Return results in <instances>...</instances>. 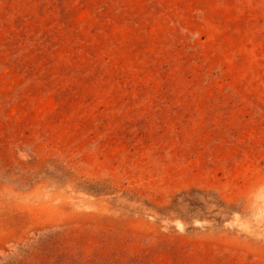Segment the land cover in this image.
<instances>
[{
	"label": "rangeland",
	"instance_id": "rangeland-1",
	"mask_svg": "<svg viewBox=\"0 0 264 264\" xmlns=\"http://www.w3.org/2000/svg\"><path fill=\"white\" fill-rule=\"evenodd\" d=\"M0 264H264V0H0Z\"/></svg>",
	"mask_w": 264,
	"mask_h": 264
}]
</instances>
